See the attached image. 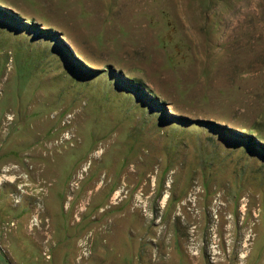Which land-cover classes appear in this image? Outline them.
<instances>
[{
	"label": "rangeland",
	"instance_id": "obj_1",
	"mask_svg": "<svg viewBox=\"0 0 264 264\" xmlns=\"http://www.w3.org/2000/svg\"><path fill=\"white\" fill-rule=\"evenodd\" d=\"M263 148L264 0H0V264H264Z\"/></svg>",
	"mask_w": 264,
	"mask_h": 264
},
{
	"label": "bare ground",
	"instance_id": "obj_2",
	"mask_svg": "<svg viewBox=\"0 0 264 264\" xmlns=\"http://www.w3.org/2000/svg\"><path fill=\"white\" fill-rule=\"evenodd\" d=\"M18 171V168H16V167H14V168H6L5 170H4V174L1 176L0 175V185L2 186V185H4L6 182H9L10 184H14L15 182H16V180H15V177H11L10 175H8L9 173L11 174V172H17ZM12 173V174H13ZM15 174V173H14ZM135 174V173H134ZM7 180V181H6ZM169 187V186H168ZM127 188V187H126ZM22 190V187H21V189H20V191ZM22 192V191H21ZM198 192L196 191L195 193H194V195H196V196H198ZM24 197V196H23ZM121 197V191H117L116 192V194H115V199H117V198H120ZM19 199V198H18ZM18 199H16V202H19V200ZM169 199H170V196H169V194H165V197H164V199H163V203L165 204L166 203V205H167V202L169 201ZM220 201V200H219ZM244 211H246L245 209H244ZM107 212V211H106ZM37 221V223H39V219L38 218H36L35 220H34V222H36ZM37 223H34V225L33 226H37ZM86 246H88V243L86 242V244H85ZM216 248V247H215ZM240 258L241 259H246L247 258V255L246 254H242L241 256H240ZM240 259V260H241Z\"/></svg>",
	"mask_w": 264,
	"mask_h": 264
},
{
	"label": "built area",
	"instance_id": "obj_3",
	"mask_svg": "<svg viewBox=\"0 0 264 264\" xmlns=\"http://www.w3.org/2000/svg\"><path fill=\"white\" fill-rule=\"evenodd\" d=\"M21 187L22 186H18V190L20 191V189H21ZM23 189V188H22ZM23 192H25V190L23 189L22 190ZM20 193V192H19ZM17 195H20V194H17ZM15 196H13V198H14ZM14 200H15V198H14ZM22 201V200H21ZM21 201H19V203L21 202ZM15 202H16V200H15ZM17 203V202H16ZM18 203V204H19ZM82 210V209H81ZM36 218H38L39 220H40V222L41 223H43V222H46V221H42V218H41V215H40V213L39 212H37L33 217H32V219H31V221H30V226L32 227V228H34L33 227V225H34V223H37V221L36 222H34V220L36 219ZM48 221V220H47ZM39 223H37V225H38ZM36 227H38V226H36ZM88 243V242H87ZM86 244V242H81V244H80V253H79V256H78V260H79V263H82V261H84L85 259H87V258H89V256H90V254H91V250H90V248H89V244H88V246H86L85 245ZM215 249V248H214ZM217 249V248H216ZM214 252H216V250L214 251ZM194 254H196V253H194Z\"/></svg>",
	"mask_w": 264,
	"mask_h": 264
},
{
	"label": "trees",
	"instance_id": "obj_4",
	"mask_svg": "<svg viewBox=\"0 0 264 264\" xmlns=\"http://www.w3.org/2000/svg\"><path fill=\"white\" fill-rule=\"evenodd\" d=\"M140 89H142L141 87H140ZM264 149V148H263ZM264 152V151H263Z\"/></svg>",
	"mask_w": 264,
	"mask_h": 264
}]
</instances>
